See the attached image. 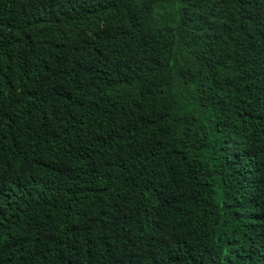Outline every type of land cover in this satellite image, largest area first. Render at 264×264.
Instances as JSON below:
<instances>
[{
  "label": "trees",
  "instance_id": "obj_1",
  "mask_svg": "<svg viewBox=\"0 0 264 264\" xmlns=\"http://www.w3.org/2000/svg\"><path fill=\"white\" fill-rule=\"evenodd\" d=\"M0 264H264V0H0Z\"/></svg>",
  "mask_w": 264,
  "mask_h": 264
}]
</instances>
